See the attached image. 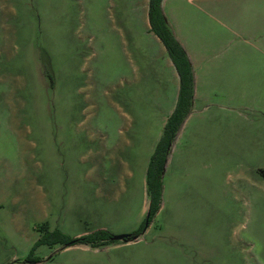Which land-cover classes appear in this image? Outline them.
<instances>
[{"label": "rangeland", "instance_id": "rangeland-1", "mask_svg": "<svg viewBox=\"0 0 264 264\" xmlns=\"http://www.w3.org/2000/svg\"><path fill=\"white\" fill-rule=\"evenodd\" d=\"M135 1L0 0V264H30L43 224L68 237L140 227L175 90L155 88L158 46ZM178 1L190 14L199 2ZM189 25L181 34L204 56L195 72L210 76L192 77L157 211L134 242L40 244L32 264H264V53L243 40L247 21L237 35Z\"/></svg>", "mask_w": 264, "mask_h": 264}, {"label": "trees", "instance_id": "trees-1", "mask_svg": "<svg viewBox=\"0 0 264 264\" xmlns=\"http://www.w3.org/2000/svg\"><path fill=\"white\" fill-rule=\"evenodd\" d=\"M161 0H148L147 17L149 30L159 39L172 62L178 76V89L172 111L166 116L161 128V132L153 145L152 152L146 165L144 180L145 194L147 199L146 215L137 231L129 236H139L140 232L147 226L151 217L155 214L160 203L161 180L160 171L164 158L170 144L179 129V126L188 111L189 101L192 95V69L186 54L181 45L174 38L162 18ZM43 224L39 229H43L40 236L33 242L29 255L23 260L27 263H36L38 259L31 255V251L40 244L50 245L60 241L63 246L86 245L91 248L104 246L110 242L111 234L103 229L82 234L77 237H68L57 231L48 232Z\"/></svg>", "mask_w": 264, "mask_h": 264}, {"label": "crops", "instance_id": "crops-1", "mask_svg": "<svg viewBox=\"0 0 264 264\" xmlns=\"http://www.w3.org/2000/svg\"><path fill=\"white\" fill-rule=\"evenodd\" d=\"M193 0H184L187 4H193ZM199 1L195 6V11H192L191 14L188 12V9L184 12L181 11V3L178 0H161L160 8L164 14L168 17L169 24L173 28V33L177 41L183 47L188 61L190 63L194 80L197 82L201 79L208 78V75H198L195 71H202V60H203V53L196 49L195 43L191 40L188 41L187 36H183L181 32L183 31L184 27L190 28L192 23L194 24H201L205 22L207 23H215L221 27L226 28L232 35H237V30H234L233 23L239 24V22L247 21V32L245 34V38L243 39L246 43L250 44V47L256 50L258 53L263 54L264 50L262 49V43H264V0H231L229 5H225V0H217L215 4L214 2H209L208 4L206 1L197 0ZM147 2L148 0H136L135 3L137 5L136 9L138 14L136 16L139 17V21L144 25L147 29L149 28L148 24V17H147ZM169 5V10L167 13L164 10L165 5ZM177 4L178 6H175ZM214 4V5H213ZM209 8H207V6ZM189 8V7H188ZM180 10V11H179ZM184 14V15H182ZM243 15V16H242ZM186 16V17H185ZM242 17V19L240 18ZM183 18L185 19L183 20ZM187 22V23H186ZM155 40L158 46V54L157 57L161 60V67L159 66V71L156 76V80L159 81L155 84V88L161 89L164 85V82H169L172 84V88H174V93L172 96V100L170 103L168 102V106L166 109L162 111L160 117L166 118V116L172 111L174 106V100L176 97L177 89H178V76L176 74L175 69L172 66L170 59L167 56L164 46L159 41V39L155 36ZM204 69V68H203ZM206 73V72H205ZM146 71L143 70L141 74H139V81L143 78L146 79ZM211 76H215L214 74ZM229 77V75L227 76ZM155 80V79H154ZM164 87V86H163ZM194 90H196V86L194 84ZM204 107L201 110H205ZM189 115L186 117L189 119ZM164 121V120H163ZM162 121V122H163ZM185 121V120H184ZM182 122L178 132L176 134V140H178L182 136V130L184 128V123ZM160 122V123H162ZM159 135V134H158Z\"/></svg>", "mask_w": 264, "mask_h": 264}, {"label": "water", "instance_id": "water-1", "mask_svg": "<svg viewBox=\"0 0 264 264\" xmlns=\"http://www.w3.org/2000/svg\"><path fill=\"white\" fill-rule=\"evenodd\" d=\"M138 239V236H129L127 234H118V235H111V241H123V242H134ZM32 264V263H30Z\"/></svg>", "mask_w": 264, "mask_h": 264}]
</instances>
